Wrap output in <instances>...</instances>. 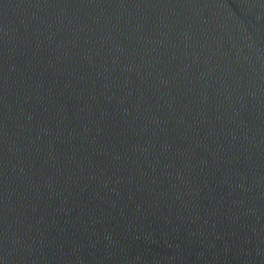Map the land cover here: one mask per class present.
Here are the masks:
<instances>
[{
    "label": "water",
    "instance_id": "95a60500",
    "mask_svg": "<svg viewBox=\"0 0 264 264\" xmlns=\"http://www.w3.org/2000/svg\"><path fill=\"white\" fill-rule=\"evenodd\" d=\"M0 264H264V0H0Z\"/></svg>",
    "mask_w": 264,
    "mask_h": 264
}]
</instances>
